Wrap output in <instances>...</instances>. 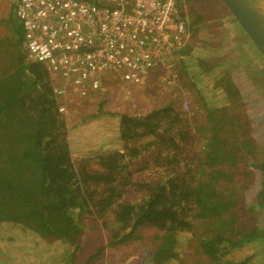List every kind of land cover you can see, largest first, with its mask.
I'll use <instances>...</instances> for the list:
<instances>
[{
	"label": "trees",
	"instance_id": "1",
	"mask_svg": "<svg viewBox=\"0 0 264 264\" xmlns=\"http://www.w3.org/2000/svg\"><path fill=\"white\" fill-rule=\"evenodd\" d=\"M4 20L9 21L13 37L2 48L14 62L4 71L0 67V227H11L13 234L0 239V255L10 245L13 259L23 264H94L99 254L90 253L93 245L83 246L84 222L87 219L96 222L112 212L119 229L112 232L111 245L133 240L138 227L162 233L156 237L159 243L155 249L147 252L140 264H182L176 261L179 237L185 231L198 237L199 224L205 225L199 245L209 264H251V256L238 258L236 253L244 254L257 231L241 228L236 231L229 225L236 220L230 207L232 200L217 185L218 177L224 176L217 165L228 156L219 155L225 141L214 131L223 127L225 119L210 113L209 124L215 126L206 129L213 134L206 137V163L202 164L195 185L183 174L187 167L184 143L188 130L187 125L178 126L176 118L185 115L171 104L143 116H120L118 132L122 141L155 142L147 158L140 155L142 146L128 144L124 153L97 156L96 166L88 168L89 163H85L77 169L68 141L67 122L59 113L46 68L27 60L18 19ZM189 47L192 48L188 44L180 53L181 64H186L184 58L190 55ZM223 82L226 81L222 79L214 86L225 89ZM104 111L100 109L96 117ZM168 135L177 136L181 142L177 144ZM260 168L264 173V162ZM146 169L157 173L153 183L142 177ZM234 174L247 176L243 169ZM140 176L143 179L137 182L135 179ZM129 186L145 190L138 203H121ZM258 199L264 203L263 192ZM5 224L7 227L1 226ZM99 226L94 223L92 229ZM21 231L28 235L27 239L58 240L64 251L48 255L47 248H38L37 242L24 249ZM117 237L122 241L115 242ZM141 238L142 235H135L136 240ZM87 253L90 254L86 256Z\"/></svg>",
	"mask_w": 264,
	"mask_h": 264
},
{
	"label": "rangeland",
	"instance_id": "2",
	"mask_svg": "<svg viewBox=\"0 0 264 264\" xmlns=\"http://www.w3.org/2000/svg\"><path fill=\"white\" fill-rule=\"evenodd\" d=\"M17 3L18 0H0L2 71L14 62L5 55L2 46L5 42L12 41L11 25L4 19L16 17ZM178 8L188 23V44L192 46L188 51L190 55H185L186 64H181L180 56L171 70L153 71L134 85L110 81L108 93L70 105L64 118L73 162L77 169L85 163H89L90 168L96 166L95 157L116 151L124 153L128 144L142 146L140 155L147 158L154 150L155 142L148 144L150 139H142L137 144L122 141L118 132L120 116H143L171 104L178 106L185 115L176 118L179 120H176L177 125H187L188 130L184 143L187 167L183 174L188 181L190 179L191 185H195L194 182H198L200 178V168L206 163V137L213 134V131L207 132L206 129L215 126L214 123L209 124L212 112L213 117L226 120L223 127L214 132L218 133L219 139L225 141L222 145L224 150L219 155L228 156L216 165L217 169L224 172V176L218 177L217 185L230 194V207L236 218L229 225L235 227L236 231L239 228L257 231L255 240L243 250L244 254L238 255L235 252L236 256L241 258L249 255L253 259L251 264H264V203L258 199L264 183L262 172L258 168L264 162V57L221 0H178ZM222 79L226 81L221 84L225 89L215 87L214 84ZM227 84L230 86L226 87ZM100 109H104L105 113L96 117L95 114ZM168 136L177 141V144L181 142L175 135ZM145 145L149 147L145 148ZM238 169H243L247 176L234 174ZM156 175L155 171L146 169L142 177L153 183ZM143 178L140 176L135 180L138 182ZM126 190L121 203H138L143 199L144 189L129 186ZM112 210L115 211L114 208ZM94 223L101 226L94 230ZM84 224L83 246L93 245L94 249L90 253L99 254L94 264H140L145 254L154 250L159 243L156 237L162 235L158 230L143 226L135 231V235H142L143 238L136 240L133 235V240L122 241L117 237L115 242H122L111 245L112 232L119 229L114 213L107 212L106 216L96 222L87 219ZM1 226L7 227L6 224ZM197 226L199 238L187 231L179 237L176 247L177 262L210 263L199 245L205 233V225ZM11 234V227H0V239ZM21 234L24 249L37 242L38 248H47L45 252L48 255L64 251L58 240L40 242V239L34 237L27 239L25 232L21 231ZM8 246H5L0 255V264H23L21 260L13 259L14 254ZM23 247L20 249L23 250Z\"/></svg>",
	"mask_w": 264,
	"mask_h": 264
},
{
	"label": "built area",
	"instance_id": "3",
	"mask_svg": "<svg viewBox=\"0 0 264 264\" xmlns=\"http://www.w3.org/2000/svg\"><path fill=\"white\" fill-rule=\"evenodd\" d=\"M16 15L27 60L45 66L62 115L110 81L171 70L189 39L178 0H18Z\"/></svg>",
	"mask_w": 264,
	"mask_h": 264
},
{
	"label": "water",
	"instance_id": "4",
	"mask_svg": "<svg viewBox=\"0 0 264 264\" xmlns=\"http://www.w3.org/2000/svg\"><path fill=\"white\" fill-rule=\"evenodd\" d=\"M264 57V0H221Z\"/></svg>",
	"mask_w": 264,
	"mask_h": 264
},
{
	"label": "flooded vegetation",
	"instance_id": "5",
	"mask_svg": "<svg viewBox=\"0 0 264 264\" xmlns=\"http://www.w3.org/2000/svg\"><path fill=\"white\" fill-rule=\"evenodd\" d=\"M262 164H263V163H262ZM262 164H261V165H262ZM261 165H259L258 168H259L260 171L262 172V170H261V168H260ZM262 177H263V179H264V173H263V172H262ZM261 192H263V194H264V183H263V188H262Z\"/></svg>",
	"mask_w": 264,
	"mask_h": 264
},
{
	"label": "clouds",
	"instance_id": "6",
	"mask_svg": "<svg viewBox=\"0 0 264 264\" xmlns=\"http://www.w3.org/2000/svg\"><path fill=\"white\" fill-rule=\"evenodd\" d=\"M16 18H17V15H16ZM18 19V18H17ZM18 21L20 22V20L18 19ZM20 25H21V22H20ZM21 28H22V25H21ZM22 31H23V29H22Z\"/></svg>",
	"mask_w": 264,
	"mask_h": 264
}]
</instances>
